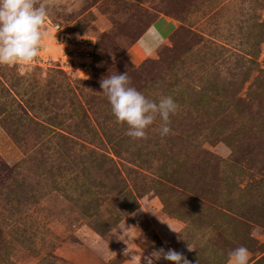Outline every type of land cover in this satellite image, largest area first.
Listing matches in <instances>:
<instances>
[{"label": "rangeland", "instance_id": "obj_1", "mask_svg": "<svg viewBox=\"0 0 264 264\" xmlns=\"http://www.w3.org/2000/svg\"><path fill=\"white\" fill-rule=\"evenodd\" d=\"M37 4L43 55L0 64V264H229L241 245L264 264V0ZM160 13L167 43L130 56ZM125 71L178 103L166 136L115 119L100 80Z\"/></svg>", "mask_w": 264, "mask_h": 264}, {"label": "clouds", "instance_id": "obj_2", "mask_svg": "<svg viewBox=\"0 0 264 264\" xmlns=\"http://www.w3.org/2000/svg\"><path fill=\"white\" fill-rule=\"evenodd\" d=\"M48 18L47 8L37 0H0V64L29 63L42 47L43 26ZM131 78L125 71L107 75L100 80V87L111 105L115 119L126 124V134L133 139L147 138V129L159 117L160 136L170 132V116L179 105L172 96L150 99L131 86ZM189 248V247H188ZM190 249V248H189ZM131 254V253H129ZM139 256V260L134 258ZM142 252L133 254V264H141ZM171 264H190V261L174 249L154 248L143 255L144 264H156L159 260ZM229 264H249V251L241 245L229 253Z\"/></svg>", "mask_w": 264, "mask_h": 264}, {"label": "crops", "instance_id": "obj_3", "mask_svg": "<svg viewBox=\"0 0 264 264\" xmlns=\"http://www.w3.org/2000/svg\"><path fill=\"white\" fill-rule=\"evenodd\" d=\"M174 23L175 20L167 15L162 13L157 15L131 44L129 48L130 56L139 59L166 44L168 34L173 29Z\"/></svg>", "mask_w": 264, "mask_h": 264}, {"label": "built area", "instance_id": "obj_4", "mask_svg": "<svg viewBox=\"0 0 264 264\" xmlns=\"http://www.w3.org/2000/svg\"><path fill=\"white\" fill-rule=\"evenodd\" d=\"M54 27L57 28L58 25H55V26L52 25L53 32L56 33V30H55ZM85 40H86V39H85ZM86 49H87V52H86V54H85V56H84L85 59H83V64L85 63V65H88V64L91 63V57H92V49H91V47H90V44H89L88 46H86ZM42 50H43V49L40 50L38 56H37L33 61H39V59H40L41 56L43 55ZM41 54H42V55H41ZM81 56H83V55L81 54Z\"/></svg>", "mask_w": 264, "mask_h": 264}, {"label": "trees", "instance_id": "obj_5", "mask_svg": "<svg viewBox=\"0 0 264 264\" xmlns=\"http://www.w3.org/2000/svg\"><path fill=\"white\" fill-rule=\"evenodd\" d=\"M95 56V55H94Z\"/></svg>", "mask_w": 264, "mask_h": 264}]
</instances>
